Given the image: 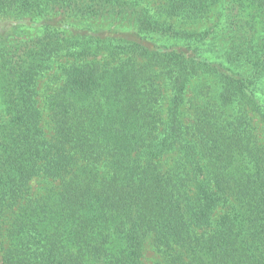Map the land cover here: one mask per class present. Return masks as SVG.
<instances>
[{"label":"trees","instance_id":"1","mask_svg":"<svg viewBox=\"0 0 264 264\" xmlns=\"http://www.w3.org/2000/svg\"><path fill=\"white\" fill-rule=\"evenodd\" d=\"M0 264H264V0H0Z\"/></svg>","mask_w":264,"mask_h":264},{"label":"rangeland","instance_id":"2","mask_svg":"<svg viewBox=\"0 0 264 264\" xmlns=\"http://www.w3.org/2000/svg\"><path fill=\"white\" fill-rule=\"evenodd\" d=\"M260 128H261V126H259ZM259 131H261L262 132V129H259Z\"/></svg>","mask_w":264,"mask_h":264}]
</instances>
